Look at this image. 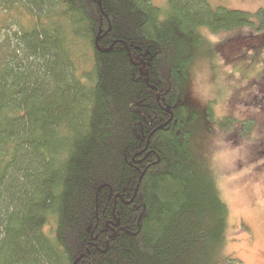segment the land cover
<instances>
[{
  "label": "trees",
  "instance_id": "obj_1",
  "mask_svg": "<svg viewBox=\"0 0 264 264\" xmlns=\"http://www.w3.org/2000/svg\"><path fill=\"white\" fill-rule=\"evenodd\" d=\"M207 32L233 33L211 56L241 76L264 55V7L0 0V264H187L224 240L229 206L184 100ZM260 66L231 103L264 115Z\"/></svg>",
  "mask_w": 264,
  "mask_h": 264
},
{
  "label": "rangeland",
  "instance_id": "obj_2",
  "mask_svg": "<svg viewBox=\"0 0 264 264\" xmlns=\"http://www.w3.org/2000/svg\"><path fill=\"white\" fill-rule=\"evenodd\" d=\"M208 1L213 7L223 6L247 12H256L264 7V0ZM152 2L161 8L165 16L169 0ZM236 31L233 30V33ZM230 33L207 32L213 53L207 56L210 52L206 48L207 44L199 45L193 56L189 71L190 84L185 95L187 102L202 115V121L199 122L203 127L197 137V146L200 152L205 153L218 176L221 194L229 206L228 228L224 240L214 251L208 249L206 254L207 251L199 244L192 246L187 254V264H264V115L243 105L232 107L228 102L232 87L224 84L228 80L232 82L239 79L240 75L234 70L239 68L238 65L233 67L229 62L222 64L219 61L222 66L220 77H223L219 84L213 85L219 78V69L214 67L211 55L216 56L222 48L218 43ZM246 36L242 31L237 40L245 41ZM251 53L243 57V62L239 64L243 65L242 70L245 69L243 73H246V69L251 73L255 71L264 57L261 54L256 61L251 58ZM245 91L248 90L245 89L243 93ZM225 117H228L229 123L226 127L223 126ZM240 120L244 121L247 131L242 133L243 136L233 132L241 123Z\"/></svg>",
  "mask_w": 264,
  "mask_h": 264
},
{
  "label": "flooded vegetation",
  "instance_id": "obj_3",
  "mask_svg": "<svg viewBox=\"0 0 264 264\" xmlns=\"http://www.w3.org/2000/svg\"><path fill=\"white\" fill-rule=\"evenodd\" d=\"M193 60H194V58H192V63H193ZM151 62H152V57H149V56L144 57V59H141V61L137 62L138 64L141 65L140 72L141 73H144V75L147 77V79H146L147 80V83L149 81V78H148V68L151 66ZM212 62H214V67H218V69H219V71H218L219 72V74H218V77L219 78L217 79L216 83L213 84V85H217V84L220 83L219 82L220 81V78L223 77V76L220 77V71L222 70L221 69L222 66H221V64H219V61L218 60H216V61L212 60ZM192 63H191V65H192ZM246 65H245V68L247 67ZM250 65H252V64H250ZM261 66H260V68L258 67L252 73L251 72H247V69H246V73H244L243 75H241L237 81H232V82H229V80L226 81V83L224 85H231V87H232V94H231V96L229 95L228 102L231 103V99H232L234 93L237 92L239 95H242L243 94V91L245 89H247V87H246L247 85H261V83L259 81H257V74L260 71V69L262 68ZM190 68H191V66H190ZM190 68H189V71H190ZM244 70L245 69H243L242 71L244 72ZM221 73H222V71H221ZM228 76L229 75H227V77ZM189 77H190V75H189ZM189 84L190 83H188V85ZM184 100H185V102L187 104H189L187 102L188 100L186 98H184ZM242 103H244V99L243 98H239V99H237V103H235V104H232L231 103V106L232 107H235V105H239V104H242ZM226 116H228V115H226ZM117 220H119V218L118 219L116 218V222H114V225L111 222L109 223V224H111V225L114 226V227H110L112 230H113V228L115 229V227H118L120 225V220H119V225L118 226L115 225L117 223Z\"/></svg>",
  "mask_w": 264,
  "mask_h": 264
},
{
  "label": "water",
  "instance_id": "obj_4",
  "mask_svg": "<svg viewBox=\"0 0 264 264\" xmlns=\"http://www.w3.org/2000/svg\"><path fill=\"white\" fill-rule=\"evenodd\" d=\"M98 39H99V36H97V38H96V45L98 46ZM99 49H101V48H99ZM119 195V194H118ZM117 195V196H118ZM116 226H118L119 225V220H117V223L115 224Z\"/></svg>",
  "mask_w": 264,
  "mask_h": 264
}]
</instances>
